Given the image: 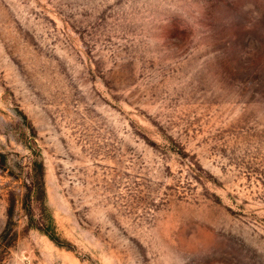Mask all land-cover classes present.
<instances>
[{
    "label": "rangeland",
    "instance_id": "rangeland-1",
    "mask_svg": "<svg viewBox=\"0 0 264 264\" xmlns=\"http://www.w3.org/2000/svg\"><path fill=\"white\" fill-rule=\"evenodd\" d=\"M0 264H264V0H0Z\"/></svg>",
    "mask_w": 264,
    "mask_h": 264
},
{
    "label": "trees",
    "instance_id": "trees-1",
    "mask_svg": "<svg viewBox=\"0 0 264 264\" xmlns=\"http://www.w3.org/2000/svg\"><path fill=\"white\" fill-rule=\"evenodd\" d=\"M50 236V238H52V239H54V241H55V236H53V235H49Z\"/></svg>",
    "mask_w": 264,
    "mask_h": 264
}]
</instances>
